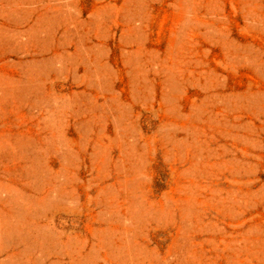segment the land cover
<instances>
[{
	"label": "rangeland",
	"instance_id": "obj_1",
	"mask_svg": "<svg viewBox=\"0 0 264 264\" xmlns=\"http://www.w3.org/2000/svg\"><path fill=\"white\" fill-rule=\"evenodd\" d=\"M0 264H264V0H0Z\"/></svg>",
	"mask_w": 264,
	"mask_h": 264
}]
</instances>
